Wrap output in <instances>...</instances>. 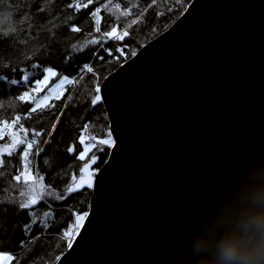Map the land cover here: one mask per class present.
<instances>
[{
	"label": "water",
	"instance_id": "1",
	"mask_svg": "<svg viewBox=\"0 0 264 264\" xmlns=\"http://www.w3.org/2000/svg\"><path fill=\"white\" fill-rule=\"evenodd\" d=\"M237 67L264 71V0H190L101 79L94 99L113 142L102 163L92 154L80 167L73 190L92 189L88 209L54 264H154L185 193L219 158L264 138V119L214 139L194 132L201 101Z\"/></svg>",
	"mask_w": 264,
	"mask_h": 264
},
{
	"label": "trees",
	"instance_id": "2",
	"mask_svg": "<svg viewBox=\"0 0 264 264\" xmlns=\"http://www.w3.org/2000/svg\"><path fill=\"white\" fill-rule=\"evenodd\" d=\"M7 2L10 17L0 26V119L16 117L22 131L38 135L29 164L45 190L29 203L23 147L0 154V252L10 254L9 264H54L71 242L66 231L75 213L87 211L92 190H67L84 161L69 148L76 147L87 124L101 125L99 139L109 128L103 104L92 103L93 86L134 52L123 56L122 51L128 46L137 50L162 32L190 0H113L122 11L133 10L137 20L112 37L106 33L123 29L125 20L101 8L105 0ZM48 68L75 84L34 107L32 100L20 97ZM109 148L99 145L100 163Z\"/></svg>",
	"mask_w": 264,
	"mask_h": 264
},
{
	"label": "clouds",
	"instance_id": "3",
	"mask_svg": "<svg viewBox=\"0 0 264 264\" xmlns=\"http://www.w3.org/2000/svg\"><path fill=\"white\" fill-rule=\"evenodd\" d=\"M201 104L200 138L252 126L264 119V71L233 68ZM151 256L154 264H264V138L219 158L185 193L175 229Z\"/></svg>",
	"mask_w": 264,
	"mask_h": 264
},
{
	"label": "rangeland",
	"instance_id": "4",
	"mask_svg": "<svg viewBox=\"0 0 264 264\" xmlns=\"http://www.w3.org/2000/svg\"><path fill=\"white\" fill-rule=\"evenodd\" d=\"M8 0H0V26L8 23V19L10 17V4L7 2ZM134 3L131 2V6ZM101 8L106 9L110 13L114 14L116 17H121L125 20V27L123 29H116L117 33L120 30H124L125 28L130 27V24L137 20L135 12L133 10L122 11L114 2L113 0H105L104 3L101 4ZM135 47L128 46V48L122 51V55L125 56L129 52L135 51ZM97 81H95L96 83ZM73 83L72 78L67 77L64 74H59L55 72L53 69L48 68L44 71L43 75L40 76L38 79L34 80L30 86L27 88L26 91L22 93L20 98H27L33 101L34 107L45 105L51 97H57L61 95L65 89L67 84ZM99 85H94L93 90L95 92L92 93L91 99H94L95 93L98 91ZM7 121V123H5ZM18 119L14 117L13 120H4L0 119V130L4 129L2 133H0V140L3 142L0 144V154L1 153H8L11 151H15L18 148H22L21 152V161H22V169L29 179L28 181V189H29V197L28 202L33 203L40 199V195L42 196L45 190V187L42 184V181L39 177L34 176L31 173L30 162L33 158V151L34 146L37 145V136L36 133L32 135H28L25 131H22L17 124ZM101 125L95 123H89L85 126L82 130V135L79 137V143L74 147L73 151H76V155L80 157L81 153H86L84 158L89 155V153L99 150V145L104 140H110L111 143L113 142V138L110 134L109 128L106 127L104 129L103 137L98 138L96 133ZM102 133V132H100ZM100 143V144H99ZM110 143V146L112 145ZM83 158V159H84ZM75 185V180L71 179L70 185L68 186L67 190H69L70 186L73 187ZM86 212L82 213H75V217L73 218L72 225L67 230V235H69V239H73L74 234L78 230L82 220L79 222L77 221V217L85 215ZM10 254L6 252H0V264H9L10 262Z\"/></svg>",
	"mask_w": 264,
	"mask_h": 264
},
{
	"label": "snow or ice",
	"instance_id": "5",
	"mask_svg": "<svg viewBox=\"0 0 264 264\" xmlns=\"http://www.w3.org/2000/svg\"><path fill=\"white\" fill-rule=\"evenodd\" d=\"M71 6L74 7L75 5H71ZM75 30H78V29H75ZM115 32H116V30L113 29L111 32L106 33V35L109 36V37H112V36L115 35ZM89 69L92 70L91 68H89ZM89 72H91V71H89ZM99 100H100V96L97 95L96 98L92 101V103L95 104ZM5 123H7V121H5ZM0 131H2V130H0ZM102 143H104V144H110L111 141L110 140H104V141H102ZM70 151H71V149H70ZM85 154L86 153H81L80 158L83 159ZM83 218H84L83 216L77 217V221L79 222L80 220H83Z\"/></svg>",
	"mask_w": 264,
	"mask_h": 264
},
{
	"label": "flooded vegetation",
	"instance_id": "6",
	"mask_svg": "<svg viewBox=\"0 0 264 264\" xmlns=\"http://www.w3.org/2000/svg\"><path fill=\"white\" fill-rule=\"evenodd\" d=\"M92 154H93V156H95V155H99V163H100V158H101V157H100V154H99V152H98L97 150L94 151V152L89 153V155L86 157V159L84 158V161L88 160L89 157H90ZM84 161H83V162H84ZM83 162H82V163H83ZM82 163H81V165H82ZM99 163L95 164L94 166H98ZM81 165H80V167H81ZM80 167H79V170H80ZM79 170H78L77 173L73 174V176H72L73 181L75 180V184L77 183L78 179L80 180V179L83 178V177H82V174L80 173ZM74 187H75V185L72 187V189H73ZM81 188H82V187H81ZM81 188H77L76 190L81 189ZM76 190H74V191H76Z\"/></svg>",
	"mask_w": 264,
	"mask_h": 264
},
{
	"label": "bare ground",
	"instance_id": "7",
	"mask_svg": "<svg viewBox=\"0 0 264 264\" xmlns=\"http://www.w3.org/2000/svg\"><path fill=\"white\" fill-rule=\"evenodd\" d=\"M2 131H0V133H2L4 131V129H1Z\"/></svg>",
	"mask_w": 264,
	"mask_h": 264
}]
</instances>
